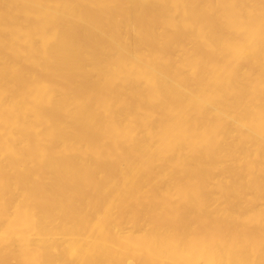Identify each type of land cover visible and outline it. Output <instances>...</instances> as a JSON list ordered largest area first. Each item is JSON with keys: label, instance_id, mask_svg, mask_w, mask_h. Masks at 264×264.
Masks as SVG:
<instances>
[{"label": "bare ground", "instance_id": "bare-ground-1", "mask_svg": "<svg viewBox=\"0 0 264 264\" xmlns=\"http://www.w3.org/2000/svg\"><path fill=\"white\" fill-rule=\"evenodd\" d=\"M0 264H264V0H0Z\"/></svg>", "mask_w": 264, "mask_h": 264}]
</instances>
